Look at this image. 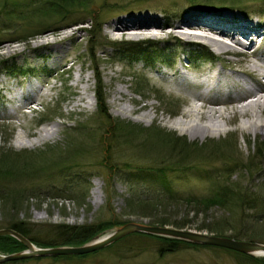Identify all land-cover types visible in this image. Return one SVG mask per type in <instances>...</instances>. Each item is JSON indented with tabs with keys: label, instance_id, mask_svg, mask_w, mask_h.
<instances>
[{
	"label": "rangeland",
	"instance_id": "obj_1",
	"mask_svg": "<svg viewBox=\"0 0 264 264\" xmlns=\"http://www.w3.org/2000/svg\"><path fill=\"white\" fill-rule=\"evenodd\" d=\"M204 1L84 0L79 8L60 17L56 14L46 16L38 10L49 0H0V171L6 172L12 165L14 172H18L15 178L0 179V230L22 222L31 229L32 238L47 243L53 240V226L98 227L107 222L149 225L161 217L162 212L153 211L149 218L131 213L127 207L131 197L153 200L165 194L164 185L157 177L145 174L136 178L148 169L149 173L158 168L171 169L173 171L167 172L166 176L174 191L204 196L208 193L207 182L202 180L204 173L199 172L206 171L214 176L220 175V169L232 168L230 179L233 184L241 191L249 189L264 201V136L245 129L251 119L238 113L242 103L217 108L223 112L218 119L221 132L207 136L198 132L191 138L179 128L189 121L183 114L201 102L191 104L181 97L182 94L174 93L170 78L178 67L190 75L201 74L213 67L227 73L230 68L249 71L255 61L262 64L255 57L258 54L264 59L263 38L256 42L258 51L252 54L251 47L246 46L248 48L244 50L231 40L228 42L227 38L192 30L243 49L244 56L218 57L212 63L201 58L195 52L196 47L177 46L181 42L198 43L210 49L217 47L209 45V40L192 38L194 41L188 42L183 37L170 39L167 36L183 26H166L164 34L157 38L161 41L129 36L128 32L136 29H114L119 22L127 23L128 19L139 17L176 24L193 12L227 14L250 23L259 19L260 27L264 25V0H239L241 3L238 4L226 0ZM204 4L208 8H198ZM142 41L150 43L132 44ZM253 46L257 48V45ZM168 54L171 56L166 57ZM151 56V63H145L144 58L150 60ZM26 64L31 67L47 65L60 70H54L50 77L37 74V71L33 76L25 71L20 73L22 67L27 68ZM260 68L256 73H261ZM164 74L170 83L163 82ZM78 77L79 82L76 81ZM258 80L264 85L263 78ZM31 84L40 86L39 97L33 99L30 108L29 105L16 108L15 114L7 116L9 111L5 110L4 102H11L17 89L25 94ZM97 90L103 95L112 120L99 115ZM117 90L123 94H116ZM81 96L86 98L85 101H80ZM114 97L118 98L115 102ZM40 102L43 105L40 106ZM122 106L131 111L117 114L116 110ZM199 123L205 125L207 119L203 118ZM118 125L121 127L119 133L130 139L113 136L111 131H117ZM127 127L136 130L135 135L128 136ZM50 128L55 130L52 136L39 137L41 130ZM162 136L168 139L166 143L161 141ZM172 137L183 139L186 144L176 140L170 143ZM179 146L188 150L181 147L184 154L170 158V153L180 151ZM51 160L54 162H49ZM44 162L47 164H40ZM251 163L255 166L250 167ZM38 166L44 171L34 172V167ZM127 167L140 171L134 172ZM26 169L29 174L23 175L22 170ZM259 177L262 179L258 180ZM12 191L22 192V200L16 205H6L2 199L7 192L14 195ZM2 192H5L3 197ZM189 209L171 204L167 212L176 221L189 220L186 229L191 231L208 233L200 227L218 228L221 225L223 228L227 222L231 228L227 235L254 224L261 218L263 210H255L253 214L252 211L212 207L205 215L194 216ZM119 226L99 231L90 241L104 238ZM258 226L264 237V221ZM131 235L104 249L82 255V258L53 260L37 257L3 264H261L220 248L184 245L173 253H161L158 241ZM14 253L0 251L4 256ZM256 261L260 262V259Z\"/></svg>",
	"mask_w": 264,
	"mask_h": 264
},
{
	"label": "trees",
	"instance_id": "obj_2",
	"mask_svg": "<svg viewBox=\"0 0 264 264\" xmlns=\"http://www.w3.org/2000/svg\"><path fill=\"white\" fill-rule=\"evenodd\" d=\"M204 1V0H202ZM229 3H241L239 0H226ZM197 2V0H196ZM205 3V1H204ZM208 3V2H207ZM84 4V0H49L47 5L38 10L41 12H44L45 15L47 14H56L59 15L60 17H63L65 14H67L69 11H73L79 6ZM239 7V6H237ZM199 8H208L207 4H204L203 7ZM153 56V55H152ZM152 56L150 60L144 58L146 61L145 63H151L152 61ZM170 56V55H169ZM166 55V57H169ZM154 57L156 58V55L154 54ZM23 68V67H22ZM20 70H24L25 73L30 70L29 68H23ZM12 70H10L11 72ZM95 97L97 99V102L99 104V109L98 113L101 116H105L108 120H112V117L107 113V108L104 104V98L103 95L100 93L99 90L95 92ZM115 126L117 123L114 121ZM114 126V127H115ZM121 129L120 125L117 127V131L112 130L111 132L113 133V136L118 139V138H124L125 140L130 139L131 137L127 136H122L119 133V130ZM129 128L127 127V133L128 136L130 135H135L137 132L128 130ZM173 139L170 141V143H173L175 140L179 144H186L183 139L172 137ZM168 139L164 138L162 136L161 141L165 142ZM214 145V144H213ZM206 146V145H205ZM180 148L183 147L184 151H187L188 149L184 146H179ZM208 148V146H206ZM215 147H213L212 152H214ZM181 148L179 152L175 153H170V158H175L177 155H182L184 154V151ZM193 151V150H190ZM261 152V150H259ZM49 162H54V160H51ZM48 162V163H49ZM31 163V162H30ZM30 163H26L30 164ZM180 163V162H179ZM40 164H47L46 162L40 163ZM172 165V164H171ZM255 166V165H254ZM253 163L250 164V167H254ZM43 168V167H42ZM132 168V167H127ZM44 169V168H43ZM41 169V167H34V172H43L44 170ZM189 169H193L189 168ZM134 172L140 171L136 168H132ZM150 169L145 170L143 174H138L136 178H141L143 175L148 174L151 177H157L158 179L161 180V183L164 185V192L165 193L163 196H159L157 198H154L153 200H143V199H138V198H130L131 200H127V207L131 213H138L141 214L143 217H149L151 218L152 212L153 211H160L162 212V216L159 218H155L153 222H151L149 225H154V226H161V227H173L176 229H186L189 223V220H182V221H176L172 218V216L167 212L168 207L173 204L174 206H182V207H189L192 209V213L194 216H198L199 214L205 215L210 208L212 207H220V208H225L229 211L231 210H236L240 209L241 211H248V212H253L257 211L258 209H263L262 210V216L261 218L257 219L255 223L250 224L246 226V228H243L241 232H237L236 234H231L227 235L228 231H231V228H228L227 222L225 223V226L222 228L221 225L216 227H205L201 229H205L209 234H213L215 236H220V237H229L235 240H245L249 242H262L264 244V237H262V232H260L258 224L262 220L264 221V201L257 197V195L251 193V191L247 188H245V191H241L240 187L236 184H233L234 181L230 179L232 176V168H224L219 170L220 175H214L211 176L209 172L206 171H200V174H203L204 179L203 182H207V188H208V193L207 195L204 196H198V195H184L181 194L180 192L174 191L171 188V183L168 182V177L166 176L167 172H171L173 170L171 169H161L158 168L157 171L150 172ZM262 171V170H259ZM133 172V173H134ZM23 175L24 174H29L26 170H22ZM264 173V170H263ZM118 172L115 175L118 176ZM18 175V172H14L13 166L6 171L1 173L0 171V179L1 178H6V179H11L15 178ZM224 175H227L225 177ZM128 181V180H127ZM5 192H2L1 197H3V194ZM12 194H9L7 192L6 197L2 200H4V203L6 205L11 204V205H16L18 202H20L22 199V192H13ZM108 196H110V192H107ZM189 209V210H191ZM254 214V212H253ZM251 217V216H250ZM152 221V220H151ZM125 223H119V222H107L105 224H102L101 226H81L78 228H62L61 226H53L52 227V236L50 242H42L40 243L39 241L35 240L32 238L31 235V229H29V226L27 224H24L22 222L14 223L10 229L16 231L17 233L21 234L31 242L37 244V245H42V247H55V246H80L88 241H90L96 233L99 231H104L109 228H112L114 226H119L123 225ZM132 236V235H131ZM129 236V237H131ZM133 236H139V237H147V238H152L156 241L159 242L160 244V249L159 252L161 253H173L183 247L184 245H188L184 242L178 241V240H172V239H167V238H161V237H153V236H147L144 234H134ZM127 237V238H129ZM44 245V246H43ZM24 250V247L21 243H19L17 240H15L12 237L5 236V237H0V251H4L6 253H14V252H20ZM237 254V253H236ZM85 256V255H83ZM83 256H56V257H51L53 260H58V259H65L68 260L73 257H83ZM241 256V255H240ZM244 256V255H242ZM247 259H251V257L244 256ZM260 263L264 264V259L260 260Z\"/></svg>",
	"mask_w": 264,
	"mask_h": 264
},
{
	"label": "bare ground",
	"instance_id": "obj_3",
	"mask_svg": "<svg viewBox=\"0 0 264 264\" xmlns=\"http://www.w3.org/2000/svg\"><path fill=\"white\" fill-rule=\"evenodd\" d=\"M134 19H128L127 23H117L115 29L124 30L125 28L130 27L131 29L136 30L128 32L130 33L129 36L151 37L153 40L161 41L162 39L157 38L164 34V28L166 26H183L181 27V30L179 29L175 32L171 31L167 36L169 38L171 37L170 39H180L183 37L182 39L188 42L194 41L192 38L207 39L209 40L208 42H210L208 44L211 46H217V49L220 52L230 51L228 44L221 41L220 38L209 37L204 33H196L192 30L212 33L214 35H219L222 38L231 39L232 41H237V36H241L246 39L249 46L256 44V42L262 38L264 42V25L263 27H260L258 24L259 22H257L259 19H257L255 23H250L227 14H202L200 12H193L185 15L176 24L171 22L161 23L160 21L151 20L146 17H139L136 20ZM182 28H186L188 31H183ZM258 67L262 66L252 65L249 71L230 68V73L222 70V68L216 70L213 67L209 70L202 71L201 74L198 75L187 74L178 67L177 71L170 76V78L173 79V83H171L172 90L178 94L184 95L187 100L191 99L201 102L199 106L192 105L190 109L183 114V118L189 119V121L187 123H182L183 126L179 128L180 132L191 135V138H194L198 132L202 133V136L221 132V126L218 123V119L222 117L223 112L220 109H217L219 106L210 105L207 108L205 104L215 103L218 101L216 100L218 96L225 95L227 96V99L233 101H240L246 97H251L250 100L243 101L245 103L240 106L238 113L251 119L248 124L244 126L246 130L255 131L264 136V93H262V91H264V86L260 85L258 80L260 75H262V73H256L259 71ZM166 74H164L165 76H163L162 80L164 83H170L171 81H169ZM247 79H249L250 83L249 81H246ZM76 81L79 82L80 78H76ZM191 89L196 90V93L193 95L188 94ZM233 92H237L238 94L231 95ZM38 93L39 86H36L35 84H31L26 89L25 94H27V96L24 92L17 89L13 98L21 103L18 109L29 105L30 102L38 96ZM116 94H123V92L117 90ZM82 99L85 101L86 98L81 96L80 101H82ZM117 99L118 98L114 97L113 102ZM124 110L127 113L131 111L122 106L116 110V113L120 114ZM203 118L207 119V124L205 125L199 123V120ZM227 123H229V121H227ZM54 132L55 130L53 128L43 129L39 132V137L49 138Z\"/></svg>",
	"mask_w": 264,
	"mask_h": 264
},
{
	"label": "water",
	"instance_id": "obj_4",
	"mask_svg": "<svg viewBox=\"0 0 264 264\" xmlns=\"http://www.w3.org/2000/svg\"><path fill=\"white\" fill-rule=\"evenodd\" d=\"M145 234L172 240H178L196 246L216 247L234 251L243 255L264 257V244L220 237L205 232L161 227L128 222L111 231L104 238L90 241L80 246H57L38 248L28 239L14 230H0V237L9 236L20 242L25 250L10 255H0V264L37 257L82 256L90 254L118 242L131 234Z\"/></svg>",
	"mask_w": 264,
	"mask_h": 264
}]
</instances>
